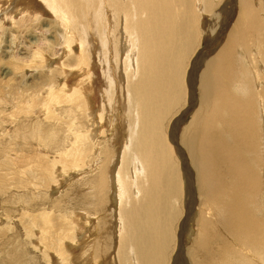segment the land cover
Segmentation results:
<instances>
[{
    "label": "bare ground",
    "instance_id": "bare-ground-1",
    "mask_svg": "<svg viewBox=\"0 0 264 264\" xmlns=\"http://www.w3.org/2000/svg\"><path fill=\"white\" fill-rule=\"evenodd\" d=\"M40 1L58 24L56 60L45 66L56 80L45 78L40 104L21 107L39 105L55 121L39 133L42 143L57 124L68 134L50 153L21 155L19 166L9 151L20 150L2 148L0 169L9 173L0 185L12 173L18 186L36 178L60 185L91 158L98 222L106 208L113 218L112 238L99 239L100 264H167L184 210L179 264H264V0ZM39 11L17 14L23 21ZM60 95L67 116L54 110ZM75 108L90 129L80 128ZM23 209L57 263L71 264L70 223L51 233L48 211Z\"/></svg>",
    "mask_w": 264,
    "mask_h": 264
},
{
    "label": "rangeland",
    "instance_id": "rangeland-1",
    "mask_svg": "<svg viewBox=\"0 0 264 264\" xmlns=\"http://www.w3.org/2000/svg\"><path fill=\"white\" fill-rule=\"evenodd\" d=\"M0 8H2V10L0 9V168H2L1 161L4 160L2 148L12 145L14 150H20L18 153L9 151L13 154L14 159L12 161H15L19 166L21 163H18L17 160L21 155L28 160L36 151L43 155L46 154V151L50 153L61 145L60 138H66L68 132L64 125L57 124L58 126L55 125L53 128L58 133L55 132L51 139H44L46 142L42 143L39 139V133L44 135L45 129L50 125H54L53 122L55 121H50L45 116L46 114L41 115L38 113L40 106L37 104L35 105L38 108L34 107L31 113L25 112V108L29 104L25 108L21 107L23 104L32 103V101L40 104L42 95L44 96L45 92V85H43L45 78H48L45 83L56 80L54 72H48L45 69V66L56 60L53 59L55 58L53 47L57 41H61L60 38L55 39L56 34L58 35L56 29L58 24L55 22L53 12L40 0H1ZM27 9H32L34 12L38 9L40 11L37 14L34 13L36 17L33 16V19L31 17V19L21 21V15L19 16L17 13ZM5 13L10 14V18L6 16L9 20L4 19ZM40 52H44V54L41 56L39 55ZM62 96L58 97V104L54 107L57 115H66L65 111L70 107L69 102L67 103L68 99ZM72 114L73 116L76 114L75 116L78 119H76V122L78 121V125L83 131L87 128L90 129L88 121L80 115L79 109L75 108ZM115 145L116 140L111 143L110 147L114 148ZM105 146H107L106 142L101 148ZM174 147L178 149V145ZM38 148L42 150L39 151ZM178 152L176 154L177 159L181 161L182 157L179 149ZM51 156L55 157L53 153H51ZM94 156L96 157V152L93 153ZM86 162L87 166L83 168L81 174L80 172L76 176L73 172L67 174L65 177L67 180H62L60 185H56L52 180H46L41 185L39 178H36L33 182L28 183L27 187L18 186L16 179H14V173L8 178L4 184L5 186L0 185V264H58L56 261L57 255L53 254L54 246L48 240H45L43 245L38 227L33 224L29 226L25 222L23 206L29 208V215H37L43 212L44 209L48 211L50 215L45 217V223H43L45 226L49 221L46 228L51 230V233L56 227L51 229L49 227L54 223L59 225L65 222L70 223L73 228L71 233L74 236L72 242L77 247L71 252L72 255L69 251L67 252L69 258H74L71 264H100L99 239L106 243V239L110 240L112 238V227L110 225L113 226V218L110 216V209L106 208L104 212L98 215L100 219L98 222L97 202L93 197L94 190L91 189L94 186L91 179L95 176V169L92 168L93 172L87 173L91 167H94V159L93 161L91 158L87 159ZM30 163L35 164L33 160ZM61 166V163L56 164L59 169ZM4 173L9 172L0 169V178L4 176ZM29 176L28 173L22 174L24 181L31 179ZM184 177L188 186V179L185 175ZM110 181L113 190L112 172ZM78 201H84L83 206H80ZM185 212L186 210H184L182 218L174 228L177 236H175V244L171 249L173 252L167 264H179L180 260L183 261V257H180L179 261L177 259L180 243L184 244V247L186 244L185 234L181 230V222L185 221L186 218ZM79 213H82V215ZM63 214L65 218L62 217ZM75 216L78 224L72 223L71 217L74 219ZM80 216L83 218H78ZM104 227L108 228L104 229ZM117 241L115 240V242ZM115 248H117L116 244L112 252L115 251ZM41 251H47L50 258H45Z\"/></svg>",
    "mask_w": 264,
    "mask_h": 264
}]
</instances>
